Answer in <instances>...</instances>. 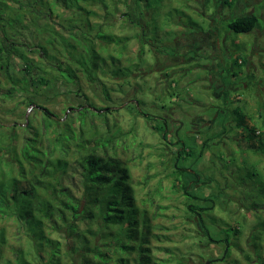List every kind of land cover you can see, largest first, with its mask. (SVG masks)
<instances>
[{
    "label": "trees",
    "instance_id": "obj_1",
    "mask_svg": "<svg viewBox=\"0 0 264 264\" xmlns=\"http://www.w3.org/2000/svg\"><path fill=\"white\" fill-rule=\"evenodd\" d=\"M140 1L145 19L141 16L135 20L131 11H119L121 0H0V103L14 102L15 105L7 107L14 113V108L17 110L20 104L27 107L38 105L44 110L40 118L37 110L27 116L25 111H21L17 116L23 123L17 124V118L7 127L0 119V264L6 257L7 247H10L14 258H7L6 264H77L76 260L78 264L172 262V259H161L153 253L150 235L160 236L153 232L156 228L152 222L155 215L140 205L131 167L115 153L109 152L110 137L101 135L95 126L99 117L108 124L107 109L110 107L98 106L90 100L83 83L101 85L108 96L111 91L127 94L128 89L125 90L123 84L116 88L107 80L119 78L125 81L124 86H133L132 75L134 72L135 77L141 74L138 71L140 66L147 64L144 57L147 36L153 34L157 39L167 34L172 35V40L179 25L200 27L204 32L203 25L206 24L207 30L212 33L214 22H220L222 31L217 29L216 39L228 34L227 40L239 46L241 42L234 34L250 33L263 26L257 12L263 5H259L258 9L256 6L257 10L237 13L238 0H186L189 13L178 19L176 7H171L162 13V18H158L165 0H137ZM123 3L127 5V1ZM202 3L211 8V16L205 12ZM61 8L67 11L68 17H63L64 23H54V15L62 17ZM117 14L138 32L128 35L113 31L114 22L110 19ZM101 16L110 18L101 22ZM193 33L188 31L184 35ZM134 37L139 42V50L133 60L127 57V49ZM151 42L153 40L148 43ZM226 42L221 45L227 49ZM97 44L101 45L103 53L97 49ZM110 46L116 53L109 51ZM227 57L233 58L230 59L233 66L228 62L227 69L221 71L222 82L224 86H232L234 78L237 81L244 78L242 66L246 59L235 52ZM109 60L116 65V74H113V69L110 74L103 73L104 67H110ZM125 60L130 63L125 65ZM175 64H169L173 68L172 73L177 72ZM167 78L162 74L160 79L166 81ZM59 81L67 87L65 91L72 98L74 93L81 100L77 107L68 106L72 109L68 115L67 111L62 116L56 115L42 105V102L49 101V96L57 97L53 90ZM157 82L158 79L151 90L154 91L156 85L159 88ZM248 82L258 84V80L254 79ZM241 87L245 88L243 83L229 90ZM221 88L224 90L220 85ZM46 91L48 94L52 92V95ZM220 100L222 105H211L212 111L207 110V114L216 119L215 127L222 128L218 135L221 136L227 129L226 119L230 118L234 121L232 128L240 130L242 138L248 142L247 149L241 148L240 152L263 153L264 113L260 112L259 118L255 119L242 104L232 105L234 101L229 95ZM172 108L175 107L162 110ZM135 113L145 117L146 123L156 128L164 140H169V137L174 139L169 140L175 146L172 151L175 156L171 159L173 179L183 188L185 208L189 215L197 218L204 236L224 249L221 259L211 258L208 261H227L236 248L242 252L247 264H264V220L259 211L256 213L257 225L247 240L250 249L245 251L235 240L243 235L241 227L225 221L220 226L212 213L214 205L201 203L202 200H220L223 187L217 184L218 192H213L211 199L196 190L201 188V185L195 187V183L201 182V173L191 165L200 160L205 149H213L217 143L212 141L215 135L200 129L195 132L197 135L181 136L177 134V120L170 122L166 113ZM76 124H79L78 128ZM198 132L205 136L201 143ZM237 143L242 144V139H237ZM227 155L229 159H225L226 156L221 159V154L217 155L225 163L220 162L222 168L215 167V172L218 171L221 176L224 174V179L229 170L228 163L233 167V174L236 172V176L243 181L259 178L254 167L246 173L247 177H243L239 173L236 154ZM261 186V195L250 205L257 209V205L264 208V186ZM4 221L17 225V234L24 235L26 245L9 244L7 231L1 224ZM233 262L236 264L239 260L233 258ZM227 263L230 264L229 260ZM177 264L190 263L187 259H177Z\"/></svg>",
    "mask_w": 264,
    "mask_h": 264
},
{
    "label": "rangeland",
    "instance_id": "obj_2",
    "mask_svg": "<svg viewBox=\"0 0 264 264\" xmlns=\"http://www.w3.org/2000/svg\"><path fill=\"white\" fill-rule=\"evenodd\" d=\"M123 1H127V5ZM200 1L202 2V0ZM218 5L220 6V4ZM259 5H263L262 8L258 9ZM256 6L257 12L263 20V26L250 33H232L238 35L236 40L241 42L239 46H234L227 40L228 34L221 36L219 40L216 39L217 29L222 31L220 22H214L212 33L207 30L206 24L203 25L204 32L200 27L192 28L188 27L187 24L184 26L179 25L180 27L177 26V35L172 40V35L167 34L157 39L153 34L147 36V53L144 56L147 64L140 66L138 71L141 74L135 77L134 72L132 75L133 86L132 84L124 86L125 81L119 78H115L113 81L112 79L107 80L116 88L120 87V83L123 84L124 89H128L129 94L123 95L118 91H111L108 96L104 94L101 85L94 84L91 86L86 82L83 83L90 100L98 106L110 107L107 109L108 124L105 123L106 121L103 118L99 117L95 120V126L98 132H101V135L106 136L107 134L110 137L109 152L115 153L117 157L131 167L140 205L142 204L149 209L150 213L155 215L152 222L156 225V228L153 232L160 236L150 235L153 253L161 259H172L169 264H177V259H187L190 264H204L206 261H210L211 258L221 259L224 249L223 246L211 243L204 236L205 233L198 227L197 218L189 215L185 208L183 188L179 182H174L173 179L174 168L171 159L175 156V153H172L175 146L169 140L173 141L174 139L169 137V140H164L156 128H152L150 124L146 123L145 117L139 116L135 112L166 113L170 122H173L172 119L177 120L175 122L176 129H178L177 134L181 136L185 134L197 135L195 132L200 131V129L201 131L209 130L210 135H215V139L212 141L217 143L213 146V149L209 147L205 149L200 160L193 162L191 165L201 173V182L195 183L196 188L199 185H201V188L195 189L197 192L202 191L211 199L212 193L218 192L216 185L223 187V195H220V200H216V202L202 200L201 203L208 206L214 205L213 211H211L220 226L225 221L230 225L236 224V226L241 227L243 235L240 239L235 240L240 242L243 250L249 251L250 245L247 240L251 231L257 225V211L264 220L262 205H257L258 209L250 206L253 199H258L261 195L263 188L261 185L264 186V183L262 184L264 182V152L255 154L246 151L242 154L240 149H247L245 146L248 142L245 138H242L240 130L232 128L234 127V121L230 118L226 119L227 129L219 136L218 133L222 131V128L220 126L215 127L216 119L211 118L207 114V110L212 111V108L209 107L211 105H222L220 99L229 95L230 99L234 101L232 105L241 106L242 104L255 119L259 118L260 112L264 113V0H238L237 13H245L252 9L257 10ZM171 7L177 8L178 19H183L184 13H189L186 0H165L159 15H157L158 18H162V13L168 11ZM202 7L210 15L211 8L204 3H202ZM118 8L119 11H131L132 18L135 20L140 19L141 16L145 19L143 13L145 10H143L144 7L141 1L121 0ZM225 9L228 8L225 7ZM59 10L62 17L54 15V23H64L63 17L68 15L66 10L62 8ZM147 13L146 18L149 17V12ZM108 18L110 17L104 18L101 16L99 21L107 22ZM110 20L114 22L112 30L119 34L133 35L138 32L137 28L134 29L118 14L115 17L112 16ZM188 31H194V33L184 35ZM160 38L161 40H159ZM151 40H153V43H148ZM225 42L228 50L221 45ZM96 47L103 53L100 44H97ZM108 48L112 53H116L113 46ZM138 50L139 42L134 37L129 41L127 57L134 60ZM176 52L177 56H174ZM234 52L241 54L246 59V63L242 66L244 78L239 79L240 82L234 78L232 86H224L221 71L227 69L228 62L231 67L233 66L231 61L233 58L227 56ZM234 56L236 55L234 54ZM129 63L126 60L124 61L125 65ZM169 64H175V69L177 68L175 71L177 72L172 73L173 68ZM112 69L113 74H116L117 67L110 61V67H104L103 73L110 74ZM162 74L168 77L166 81L160 79ZM157 79L159 88L156 85L153 91L151 87L155 85ZM249 79L258 80V84L249 83ZM56 83L59 85L53 91L56 92L57 97L49 96V101L42 102V105L49 107L56 115L62 116L65 111L68 115L72 112V109L68 106L77 107L81 100L74 93H72L74 97L72 98L70 93L65 91L67 87L60 81ZM241 83L245 86V88L238 89L241 92L233 89L229 90L230 87L238 88ZM171 84H173V87H171ZM220 85L223 86L224 90L222 88L220 90ZM46 93L48 94L47 91ZM169 93H172L173 96ZM48 95H52V92ZM50 98L55 99L50 100ZM125 99L127 100L125 101ZM237 99H240V101H237ZM13 105H15L14 102L0 103V119H2L4 127L13 124L17 118L19 119L17 124L23 123L21 118L17 116L21 111H25V116H27L37 110L39 118L44 112L38 105L27 107L20 104L17 106V110L14 108V113L10 108H7ZM163 106L167 108L173 106L175 108L164 111L162 109L167 108H163ZM60 118L64 119L63 117ZM195 122L199 124H195ZM78 126L79 124H76L77 128ZM198 134V141L201 143L205 136L201 135V132H198ZM237 139H242L243 143L238 144ZM233 152L239 160L241 170L239 173L243 177H247L246 173H249L248 171L253 170L254 167L261 181L256 177H254L255 181L249 179L243 181L236 176L235 169V175L233 174V167L230 163L227 166L229 170L226 171L225 179L223 178L224 174L221 176L220 173H217L218 171L215 172V167H221V161L225 163V161L218 159L217 155L221 154V159H224V156H226L225 159H229L227 154ZM1 224L5 226L11 246L26 245L23 239L24 235L22 233L17 234V225L7 221L1 222ZM218 228L220 227L218 226ZM5 255L6 257L1 261V264H6L5 260L7 258H14L10 247L5 249ZM201 255L205 258H202ZM233 258L239 260L236 264H247L248 262L242 252L236 248L231 258L228 259L230 264H235ZM228 260H217L210 262V264H229L227 263ZM76 261L78 264V260ZM132 263L134 262L132 261ZM34 264L40 263L36 262ZM110 264H114V262ZM117 264L120 263L117 262Z\"/></svg>",
    "mask_w": 264,
    "mask_h": 264
},
{
    "label": "water",
    "instance_id": "obj_3",
    "mask_svg": "<svg viewBox=\"0 0 264 264\" xmlns=\"http://www.w3.org/2000/svg\"><path fill=\"white\" fill-rule=\"evenodd\" d=\"M207 264H210V262L208 261Z\"/></svg>",
    "mask_w": 264,
    "mask_h": 264
}]
</instances>
